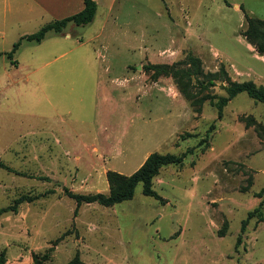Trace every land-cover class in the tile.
Here are the masks:
<instances>
[{
    "label": "rangeland",
    "instance_id": "374dc122",
    "mask_svg": "<svg viewBox=\"0 0 264 264\" xmlns=\"http://www.w3.org/2000/svg\"><path fill=\"white\" fill-rule=\"evenodd\" d=\"M66 5L40 20L0 0V207H14L0 214L3 264H33L32 253L50 264H264L261 102L239 91L217 117L208 97L194 108L145 67L191 53L221 77L197 92L213 101L230 81L264 85V52L243 35L264 0H96L90 22L21 38L7 56L20 35L74 12ZM152 151L181 155L152 177L158 197L140 183L111 205L69 195L106 193L108 169L129 174Z\"/></svg>",
    "mask_w": 264,
    "mask_h": 264
},
{
    "label": "trees",
    "instance_id": "16d2710c",
    "mask_svg": "<svg viewBox=\"0 0 264 264\" xmlns=\"http://www.w3.org/2000/svg\"><path fill=\"white\" fill-rule=\"evenodd\" d=\"M83 6L80 10L65 15L63 17L48 21L39 26L35 31L20 35V37L12 43L11 48L6 51L7 56H11L14 49L17 47L21 38L27 40L39 41L47 30L58 31L68 21H72L76 24H84L89 22L95 12V0H82ZM243 35L248 42L253 44L254 48L258 52H264V17L259 18L256 16L246 15V26L243 30ZM147 69H150V77L169 75L172 77L176 88L181 95L189 102L191 106L198 109L199 104L208 97V100L215 106L217 117L221 115L222 106L237 92L244 91L249 97L261 102L264 110V85L255 84L250 79L241 81H230L225 85V95L218 96L213 101L208 93L198 95L197 92L203 89H208L214 84V79L221 78L218 71H203L199 59L187 53L182 59L172 61L170 63H147L145 65ZM223 71V69H220ZM224 78V77H222ZM192 87H196V90H192ZM245 124H249L246 122ZM181 155H175L173 153H159L156 151L149 152L137 168H135L129 174H123L115 170L108 169L106 171V180L108 184V190L104 192H88L77 193L68 192L72 196L76 203L80 201L91 202L95 201L102 205H111L121 200L130 198L133 194L134 186L137 183L141 185V192L146 195L158 197L156 191L152 188V177L157 173L159 167L168 163L179 162ZM264 191L262 186L257 194ZM14 209L10 206L0 207V214ZM251 210L247 211V217L251 215ZM264 220V216L260 217ZM245 219L241 220L240 228L243 229ZM33 264H50L41 261L36 255H31ZM5 261V255L2 248L0 249V264ZM64 264H82L77 255L67 260Z\"/></svg>",
    "mask_w": 264,
    "mask_h": 264
},
{
    "label": "crops",
    "instance_id": "0c3cea01",
    "mask_svg": "<svg viewBox=\"0 0 264 264\" xmlns=\"http://www.w3.org/2000/svg\"><path fill=\"white\" fill-rule=\"evenodd\" d=\"M2 1H4L5 3L6 2H8V3L12 2L15 4V7H16L15 11L19 10V11L25 12L27 14H30L32 16L35 15V19H37V17H38L40 20H42V18H43L44 11L54 12V11L58 10L60 4H66L67 3L66 6L73 4V6L75 7L74 12L80 10L83 6L82 0H2ZM95 3H96V0H95ZM18 5H20V6H18ZM95 11H96V6H95ZM74 12H71V13H74ZM71 13H67L65 15H68ZM0 14H1L0 18L2 19L5 16L6 12L3 11ZM65 15H63V16H65ZM94 15H95V12L93 14V17H94ZM63 16H61V17H63ZM93 17H92V19H93ZM58 18H60V17H58ZM54 19H57V18H54ZM51 20H53V19H51ZM51 20H48V21H51ZM48 21H46V22H48ZM46 22H44V23H46ZM68 22H72V21H68ZM66 24H67V22H66ZM61 29L58 31H55V32L58 33L59 31H61ZM64 35L68 36L69 33L65 31Z\"/></svg>",
    "mask_w": 264,
    "mask_h": 264
}]
</instances>
